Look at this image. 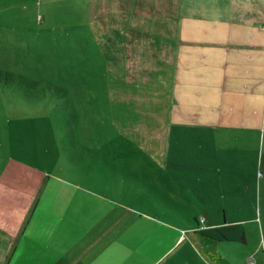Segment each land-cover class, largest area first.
<instances>
[{"label": "rangeland", "instance_id": "obj_1", "mask_svg": "<svg viewBox=\"0 0 264 264\" xmlns=\"http://www.w3.org/2000/svg\"><path fill=\"white\" fill-rule=\"evenodd\" d=\"M3 4L0 229L32 240L35 220L55 235L50 240H65V234L67 240H104L96 248L116 264H202L193 231L227 223L243 228L246 242H219L223 256L264 264V91L262 101L258 96L247 106L262 110L252 116L261 129L232 149L229 167L238 172L224 174L225 182L216 170L224 166L222 145L193 164L198 155L190 140L183 147L184 139L176 138V117L159 154L116 127L106 59L87 25L88 9L72 1L64 10H42L45 19L37 20L41 10ZM258 27L264 34V23ZM38 169L62 182L33 210L27 187L33 182L26 179Z\"/></svg>", "mask_w": 264, "mask_h": 264}, {"label": "crops", "instance_id": "obj_2", "mask_svg": "<svg viewBox=\"0 0 264 264\" xmlns=\"http://www.w3.org/2000/svg\"><path fill=\"white\" fill-rule=\"evenodd\" d=\"M72 1L89 10L87 25L99 42L113 86L116 127L151 154H159L166 149L169 125L176 117V138L184 139L183 147L190 140L198 155L193 164L222 145L224 166L216 169L220 178L227 182L224 174L238 172L236 166L229 167L235 163L229 154L242 146L247 133L261 129L252 116L262 110L247 106L258 96L263 100L264 34L258 24L264 23V0H0V9L2 3L38 9L39 20L47 14L42 10H64ZM56 177L38 169L34 178L26 179L33 182L27 185L33 192V210L37 201L45 204L43 194L55 183L61 185ZM34 223L32 240H16L0 229V264L117 263L116 257L105 261L98 252L104 240H67V234L65 240H50L55 235L44 230L46 224ZM219 225L230 236V228L238 231L236 236L243 229ZM193 232L201 240L197 230ZM223 241H216L214 248ZM200 249L202 264H217L205 255L202 242Z\"/></svg>", "mask_w": 264, "mask_h": 264}, {"label": "trees", "instance_id": "obj_3", "mask_svg": "<svg viewBox=\"0 0 264 264\" xmlns=\"http://www.w3.org/2000/svg\"><path fill=\"white\" fill-rule=\"evenodd\" d=\"M109 87L111 89V99H113V86L109 84ZM202 242V247L204 250V253L207 257L212 259L217 264H230V262L227 260L226 257H224L221 252H219L217 249L214 248L216 241L221 240H238L241 242H246L245 237V230L242 229L240 231V234L238 236L233 235H226L225 232L222 231L221 228H207L196 232Z\"/></svg>", "mask_w": 264, "mask_h": 264}]
</instances>
